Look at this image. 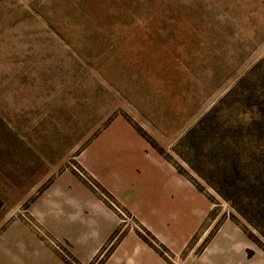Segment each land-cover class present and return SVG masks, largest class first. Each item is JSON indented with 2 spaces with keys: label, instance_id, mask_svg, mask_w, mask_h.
<instances>
[{
  "label": "rangeland",
  "instance_id": "374dc122",
  "mask_svg": "<svg viewBox=\"0 0 264 264\" xmlns=\"http://www.w3.org/2000/svg\"><path fill=\"white\" fill-rule=\"evenodd\" d=\"M131 238L264 264V0H0V264Z\"/></svg>",
  "mask_w": 264,
  "mask_h": 264
},
{
  "label": "crops",
  "instance_id": "0c3cea01",
  "mask_svg": "<svg viewBox=\"0 0 264 264\" xmlns=\"http://www.w3.org/2000/svg\"><path fill=\"white\" fill-rule=\"evenodd\" d=\"M123 247L124 248L115 256L112 264H166L161 256L151 250V248L142 241L131 238L123 243ZM123 253H127L128 255L123 256ZM125 258H127V263L123 261Z\"/></svg>",
  "mask_w": 264,
  "mask_h": 264
}]
</instances>
